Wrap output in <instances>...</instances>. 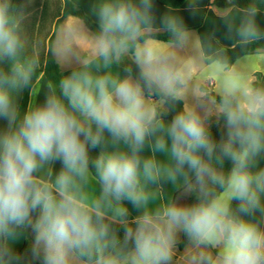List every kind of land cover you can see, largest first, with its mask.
I'll return each instance as SVG.
<instances>
[{"label": "clouds", "instance_id": "9594fccd", "mask_svg": "<svg viewBox=\"0 0 264 264\" xmlns=\"http://www.w3.org/2000/svg\"><path fill=\"white\" fill-rule=\"evenodd\" d=\"M227 5L208 22L222 23L231 48L264 41V0ZM153 7L96 0L95 31L68 15L45 48L61 66L76 61L57 82L41 76L23 7L0 0V264H18L29 229L42 264H173L181 235L177 264H264V83L254 55L233 62L213 32L194 35L172 9L158 27ZM162 31L171 39H157ZM42 81L43 103L22 111L25 89L34 98ZM125 202L138 210L132 220Z\"/></svg>", "mask_w": 264, "mask_h": 264}, {"label": "trees", "instance_id": "16d2710c", "mask_svg": "<svg viewBox=\"0 0 264 264\" xmlns=\"http://www.w3.org/2000/svg\"><path fill=\"white\" fill-rule=\"evenodd\" d=\"M159 5L170 8V9H179L181 8L187 0H156ZM14 2L18 6L24 7L25 0H14ZM238 6L244 7L249 0H235ZM211 5L216 8H225L227 7V0H213ZM64 6V7H63ZM261 12H264V5L261 6ZM68 15L80 17L83 19L85 25L91 30L95 31L98 28V23L95 22L89 15L85 13V11L79 7L74 5L70 0H61L60 4L53 5L50 0H43L41 4H39L34 13L30 17V22L27 24H23L25 33L27 37L31 40L39 42V47L37 48L38 54L41 57V75H45L47 80L59 81L63 76V73L60 69L59 64L56 62L55 58L52 56L51 53L46 55V45L48 42L53 38V35L56 31V28L62 20L67 17ZM156 38L162 41H167L171 39L170 34L166 31H162L156 34ZM258 47H264V41H260L257 44H252L248 46L237 45L235 48L228 47V55L233 62H235L238 58H243L246 55H251L256 53V49ZM259 53H264L261 51ZM45 60L47 63L45 64ZM131 62L126 60L123 67H127ZM133 68L134 74L138 71L134 64L131 65ZM257 78L264 83V76L261 73L256 74ZM30 100L29 89H25L21 101V110L26 111L27 105ZM183 101L178 102L173 110L165 117L166 119L170 120L172 115H174L177 111L181 110L183 107ZM221 125L223 124V119L219 122ZM212 133L214 138L218 141L221 135L220 128L216 126L212 128ZM99 150L90 149V155L95 157L98 155ZM61 165L56 164L55 170L59 171ZM225 167L230 168L231 163L230 161L225 162ZM193 197L189 196L188 203L193 201ZM234 206L236 202H233ZM130 220L133 218L131 216L128 217ZM121 232L123 233V229L121 228ZM33 238V234L29 229L27 232V240L23 247V249L17 253L20 257L18 264H42L40 259H32L31 250H30V241ZM185 238L182 236L181 242L178 244V250L183 251L185 247Z\"/></svg>", "mask_w": 264, "mask_h": 264}, {"label": "crops", "instance_id": "0c3cea01", "mask_svg": "<svg viewBox=\"0 0 264 264\" xmlns=\"http://www.w3.org/2000/svg\"><path fill=\"white\" fill-rule=\"evenodd\" d=\"M70 1L74 5L81 7L85 11V13L87 15H89L95 22L98 23V17L93 12V5L95 4L96 0H70ZM212 1L213 0H187L186 3L181 8L172 9V10L175 12V14H177L178 16H180L183 19L186 27L190 30V32H192L194 35H197V34L201 35L200 34V30H201L202 27L199 26L201 28H198V25H200L201 23H205V19H206V16H207L206 12H212L211 9L214 7V6L211 5ZM153 5H154L153 12H154V16L156 18L155 19V23H156V26L160 27L161 26L160 25L161 17L164 14H166L169 11L170 8H167V7L159 5L156 0H153ZM65 19H66V17L62 20V22ZM257 20H258V23L261 25V27H264V12H261L258 15ZM218 38H219V40H221L223 42L224 45H226L228 47H230V45L233 43V41H231V40L226 38V35L219 36ZM254 54H256V53H254ZM258 54H261V53H258ZM243 58H241V60H243ZM75 64H76L75 59H73L69 64H65L64 66H61L59 64L63 75L68 74L71 71L72 67L75 66ZM121 67L123 68V66H121ZM41 76L42 77L44 76V80H47L45 75L42 74ZM46 91H47L46 87H44V84H43V81H42L41 82L40 91H39L38 95L36 97H34V98L30 96V100L29 101H34L35 103H43V101L45 99ZM22 97H23V94H22V96L20 98V104H21V101H22ZM187 101H189L188 98H187ZM6 123L7 122L4 119L0 118V130H3L6 127ZM97 150H99V149H97ZM144 154L145 155L149 154L147 149L145 150ZM258 167H264V156H262L259 159ZM170 187L171 186L168 185V184H165L163 186L165 195H167ZM176 196L180 200L181 203H188V198H189L190 195L186 196L183 193L178 192V193H176ZM125 203H126V206L129 209V216H131L134 219L135 216L138 215V210L133 208V206L130 203H128V202H125ZM117 227H119V226H117ZM120 234H121V236H123V233L121 232V228H120ZM26 236H27V233H26ZM26 240H27V238L24 240V242L21 245H19L17 247V250H16L17 253H19L23 249V247H24V245L26 243ZM181 240H182V235L180 237V242H181ZM182 253H183V251H179L178 250V245H177V253H176V256L173 257V258L177 259Z\"/></svg>", "mask_w": 264, "mask_h": 264}, {"label": "rangeland", "instance_id": "374dc122", "mask_svg": "<svg viewBox=\"0 0 264 264\" xmlns=\"http://www.w3.org/2000/svg\"><path fill=\"white\" fill-rule=\"evenodd\" d=\"M43 0H25L23 10L26 15V19L23 21V24H27L30 22V17L34 13L36 7L41 4ZM53 5L55 4H60L61 0H50ZM206 19L205 23H201L198 25V28H201L200 34L203 35L206 31L207 32H213L216 36L217 39H219V36H224L225 35V28L223 27L222 23L217 21L216 23H209L208 22V17L211 19L212 17L215 19L214 14L212 12H206ZM201 26V27H199ZM221 41V40H220ZM221 43H223L221 41ZM254 55L253 57V62L251 64V72L253 73L254 76H256L257 73H261L264 76V54H252ZM213 79H215L213 77ZM189 101L187 103L192 104L194 103V98L192 96H188ZM211 123H212V128H215L217 126V122L215 117L210 118ZM173 264H177V259L173 258Z\"/></svg>", "mask_w": 264, "mask_h": 264}]
</instances>
